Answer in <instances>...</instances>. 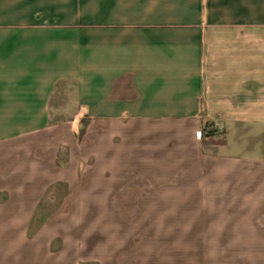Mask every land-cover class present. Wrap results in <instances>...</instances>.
Here are the masks:
<instances>
[{
	"label": "crops",
	"instance_id": "crops-1",
	"mask_svg": "<svg viewBox=\"0 0 264 264\" xmlns=\"http://www.w3.org/2000/svg\"><path fill=\"white\" fill-rule=\"evenodd\" d=\"M207 123L222 141L195 139ZM249 135L264 141V0H0V264H264ZM213 153L220 169L191 168Z\"/></svg>",
	"mask_w": 264,
	"mask_h": 264
},
{
	"label": "rangeland",
	"instance_id": "rangeland-1",
	"mask_svg": "<svg viewBox=\"0 0 264 264\" xmlns=\"http://www.w3.org/2000/svg\"><path fill=\"white\" fill-rule=\"evenodd\" d=\"M73 117V115H57V114H54L53 115V121H58V120H71V118ZM95 124H92V121H90L89 119H83L80 126H79V130H78V138L80 140H82L83 142H85V145L88 147V144H91L92 143V140L95 138ZM218 127H216L215 125L211 124V123H207L206 126H205V129L203 131V135L201 137L202 141L204 140L205 136H210L211 138H213V135L214 138H216V140L221 139L222 141V136H223V131L220 132V130H217ZM180 132L179 131V135H178V143H181V140H180ZM198 132H201V130H199ZM195 133V139L196 140H201V139H198L197 137V133ZM226 132H227V135H226V138H225V141H226V148L225 147H222L221 148V155L222 156H225V157H228V158H234V157H237L239 154L238 153V149L233 145L234 144V129H233V126L232 124H226ZM262 132H259L258 134H261ZM260 136V135H259ZM257 135L255 137H252V136H247L246 138V142L245 144H252V146L254 147V152L250 153V152H246L244 153L241 158L242 159H246V160H251L252 158H256V157H260L261 156V149L263 147V143L264 141L261 139V138H256ZM215 141V140H214ZM115 143H120V139H115ZM215 143V142H214ZM162 145H167V142H164ZM210 147L214 148V147H218V146H221V145H216V144H212V145H209ZM161 148V146H160ZM225 148V149H224ZM165 152V149L167 148H164V146H162V148ZM218 149V148H217ZM218 156L216 153H213V155L211 154V157L210 158H207L206 157V160H202V159H199V160H196L195 158V161H192L191 165H192V169L195 170V171H201V170H206L210 173V170H215V169H220V166L218 165V162H216V160H214V157ZM152 163H149L148 165L150 166L151 169H153V166L150 165ZM134 167L136 168L137 170V162H135L134 164ZM136 165V166H135ZM222 168V167H221ZM143 171L144 169L140 167L139 169V173H140V177H135L133 178V176H129L128 178V181L131 182H138L139 181V186L146 191H151L153 190V185L151 184L150 182V179L148 176H146V172L145 174L143 175ZM176 172L175 173H172V177L176 178ZM173 178V180H174ZM177 178H179L177 176ZM157 181L159 180L158 178L156 179ZM177 180V179H176ZM217 181V179H215ZM226 180H229V179H226ZM169 189H173L172 186H167V187H163V188H160L159 190L160 193L163 192V191H167ZM158 190V191H159ZM178 213L180 214V216H183V215H186V214H189V209L186 208V209H182V210H179Z\"/></svg>",
	"mask_w": 264,
	"mask_h": 264
},
{
	"label": "built area",
	"instance_id": "built-area-1",
	"mask_svg": "<svg viewBox=\"0 0 264 264\" xmlns=\"http://www.w3.org/2000/svg\"><path fill=\"white\" fill-rule=\"evenodd\" d=\"M197 137H198V139H201V137H202V133H201V132H198V133H197Z\"/></svg>",
	"mask_w": 264,
	"mask_h": 264
}]
</instances>
